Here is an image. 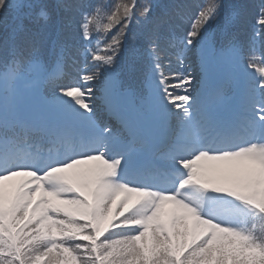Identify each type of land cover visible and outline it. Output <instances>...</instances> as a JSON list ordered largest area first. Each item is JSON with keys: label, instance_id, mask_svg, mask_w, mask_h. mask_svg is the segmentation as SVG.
<instances>
[{"label": "snow or ice", "instance_id": "snow-or-ice-1", "mask_svg": "<svg viewBox=\"0 0 264 264\" xmlns=\"http://www.w3.org/2000/svg\"><path fill=\"white\" fill-rule=\"evenodd\" d=\"M0 264H264V0H0Z\"/></svg>", "mask_w": 264, "mask_h": 264}]
</instances>
